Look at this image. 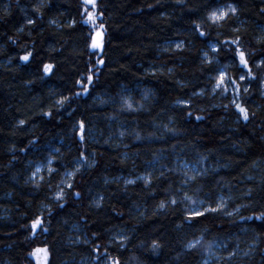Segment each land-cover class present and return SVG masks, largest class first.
<instances>
[{
	"label": "trees",
	"instance_id": "16d2710c",
	"mask_svg": "<svg viewBox=\"0 0 264 264\" xmlns=\"http://www.w3.org/2000/svg\"><path fill=\"white\" fill-rule=\"evenodd\" d=\"M228 3L236 14L209 27L208 11ZM85 7L95 25L82 22ZM262 9L264 0H0V264H108L105 253L120 264H201L215 246L247 251L229 264H264ZM96 31L101 52L90 51ZM237 46L252 72L244 81ZM221 72L240 85L247 121L230 80L213 91ZM42 165L55 171L33 182ZM221 202L188 219L198 203Z\"/></svg>",
	"mask_w": 264,
	"mask_h": 264
},
{
	"label": "snow or ice",
	"instance_id": "6c2138e0",
	"mask_svg": "<svg viewBox=\"0 0 264 264\" xmlns=\"http://www.w3.org/2000/svg\"><path fill=\"white\" fill-rule=\"evenodd\" d=\"M83 4L84 5H91L93 9L96 8V0H83ZM38 11V9H36ZM262 11H264V9H262ZM237 12V8L235 6H233V4L231 3H228L226 6H218V7H213L210 9V11H208V14H207V17H206V20L208 22H210L209 24V27L211 26H216V27H222L223 26V23L229 18L230 15H235ZM82 15L85 17L84 20L82 21L84 24H91V25H95L96 23V15L92 12V11H88V9L85 7V10L84 12L82 13ZM27 23L29 25H32L35 23L34 20L32 19H28L27 20ZM24 29L23 28H20L19 31H23ZM195 30L199 33L200 36H205L206 33L204 31H201V25L200 24H196L195 25ZM99 36L100 34L97 33V37L93 39V43L91 45V47L93 49L95 48H100L101 47V44L99 42ZM9 39H11V37H9ZM239 41H240V38L237 37L236 39L228 42L230 44H235V45H239ZM13 43H15V41H12ZM179 47V45H178ZM212 51H217V47L215 45H212ZM33 53L32 52H27V54H24V55H21L19 57V59L22 61V62H29L30 58L32 57ZM235 55L236 57H238L239 59V65L242 66L243 69H247V72L243 75H240L239 77V80L240 81H244L247 78H251L252 77V72H251V68L249 67V61L248 59L246 58V53L245 51L241 50V48L239 46L236 47L235 49ZM207 56V53H205V57ZM100 63H103V61H100ZM261 64H264V60L261 61ZM261 65L260 64H257V67H260ZM53 65L50 64V63H45L43 65V68H42V71L44 73L45 76L49 75L53 69ZM229 80L231 81V85L234 86V92L236 93V98L233 99L232 103L234 104L235 108L238 110V112L240 113V115L242 116V118L247 121L249 119V113L247 111L246 108H244L243 106H241L240 103H237V99L239 98V92H240V85L237 83L236 80H232L230 77H226L225 75V72H221L219 74V78L216 80V84L213 88V91H216V89H219V88H222L223 87V90L224 92H227L228 91V88L227 87H224L226 84H228ZM93 82V77L92 76H89L88 77V83L91 84ZM77 83H81L80 81H77ZM84 91L87 92L88 91V87L87 85H85L84 87ZM244 92H248V88H244L243 89ZM77 95H79V93H77ZM68 97H64L63 99L61 100H58L57 101V104L58 105H63L65 103V101H67ZM124 104L126 105V109L127 110H131L132 109V105L130 103H128L127 100L124 101ZM227 107V106H225ZM44 116H47V117H50L52 115L51 112H45L43 113ZM189 115H191V113H189ZM197 119H203V117H197ZM26 122L24 120H20L19 121V126H23ZM79 128H80V140L83 141L84 140V130H85V126H84V123L83 122H80V125H79ZM59 151V150H57ZM83 153L81 154V159H83ZM40 171V168L37 167L36 169V173H38ZM55 171V169H49V172H53ZM78 171V169H77ZM36 173H33V182H35L34 180V177L36 175ZM68 176H72L73 173H68L67 174ZM127 183H133V181L129 180L127 181ZM59 187V185L57 186ZM67 187L71 188L72 187V184H68ZM63 189L61 188L60 191L56 192L55 194V199L57 200H61L63 199ZM75 195L79 196V193H76ZM186 199H191L190 197H186ZM172 203H176L175 200L172 201ZM193 203H195V201H193ZM61 207H63V205H60ZM165 205L164 203L162 202L160 204V207L163 208ZM225 208V205L223 202L219 203L215 208H208V209H205V211L201 212V211H193L190 216L188 217V219H194L196 217H201V216H204L206 215V213L208 212H218V211H221ZM228 215H231V213H227ZM249 219H251V217H249ZM256 219H261V217H256ZM41 220L40 219H36L31 227L33 229V231L36 230V228L41 224ZM125 239V238H122V240ZM199 242V241H198ZM197 242V243H198ZM153 247L156 248V247H159L158 244H156L155 242H153ZM189 247H194V245H189ZM99 248V245H97V249ZM96 250V249H94ZM40 251V250H38ZM46 251V250H45ZM105 256H106V259H107V262L108 264H120V260L117 259V258H113L109 255H107V253H105Z\"/></svg>",
	"mask_w": 264,
	"mask_h": 264
},
{
	"label": "rangeland",
	"instance_id": "374dc122",
	"mask_svg": "<svg viewBox=\"0 0 264 264\" xmlns=\"http://www.w3.org/2000/svg\"><path fill=\"white\" fill-rule=\"evenodd\" d=\"M99 32V31H96ZM94 32L93 35L96 33ZM225 87V86H224ZM230 90V89H229ZM231 91V90H230ZM175 162L179 164V167L186 171V170H191L194 173H198L199 170L196 165L189 164L183 160H180L179 158H175ZM40 168V171L36 173L34 179L38 177V174L41 173L42 171L49 170V165H42V166H37ZM36 167V169H37ZM70 177V176H69ZM68 177V178H69ZM33 178V176H32ZM201 203H198L196 206H193L190 208V212L192 213L193 211H202L203 207L201 208ZM226 246H215L205 257L204 261L201 264H229L231 260H233L235 257L247 253V251L244 250H239L237 248L233 250H226Z\"/></svg>",
	"mask_w": 264,
	"mask_h": 264
},
{
	"label": "water",
	"instance_id": "95a60500",
	"mask_svg": "<svg viewBox=\"0 0 264 264\" xmlns=\"http://www.w3.org/2000/svg\"><path fill=\"white\" fill-rule=\"evenodd\" d=\"M97 33L100 34V36H99V42H100V44H101V47H100V48H95V49H93V48L91 47V45H92V43H93V39L97 37ZM102 42H103V34H102L100 31H99V32H96V33L92 36V39H91L90 51H91V52H101V50H102V48H103V44H102Z\"/></svg>",
	"mask_w": 264,
	"mask_h": 264
}]
</instances>
